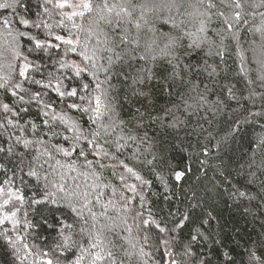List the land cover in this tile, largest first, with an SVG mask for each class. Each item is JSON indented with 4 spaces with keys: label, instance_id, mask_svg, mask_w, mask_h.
Masks as SVG:
<instances>
[{
    "label": "snow or ice",
    "instance_id": "6c2138e0",
    "mask_svg": "<svg viewBox=\"0 0 264 264\" xmlns=\"http://www.w3.org/2000/svg\"><path fill=\"white\" fill-rule=\"evenodd\" d=\"M186 3L37 0L29 14L27 0H0V250L8 264H211L199 245L221 243L217 217L194 191L186 206L157 216L153 181L133 163L160 180L171 202L148 129L187 132L195 118L191 135L205 141L198 163L220 160L214 188L237 206L255 199L232 184L222 154L246 126L264 130V0ZM246 33L259 43L246 48ZM204 48L221 63L238 59L247 95L227 85L222 98L195 80L201 70L217 75L207 61L202 69L184 63ZM162 67L171 71L161 79ZM157 86L175 97L170 106L155 107ZM129 96L141 102L126 121L118 108ZM255 147L262 158L253 153L240 168L264 191V131ZM190 172L171 175L179 184ZM249 261L264 264V241Z\"/></svg>",
    "mask_w": 264,
    "mask_h": 264
},
{
    "label": "trees",
    "instance_id": "16d2710c",
    "mask_svg": "<svg viewBox=\"0 0 264 264\" xmlns=\"http://www.w3.org/2000/svg\"><path fill=\"white\" fill-rule=\"evenodd\" d=\"M29 4V14L36 11L37 0H27ZM219 4L220 0H216ZM188 4L195 5L196 0H187ZM221 7H223L221 5ZM194 8L189 7L188 11H194ZM218 25L213 24V27ZM244 46L247 48L249 42L255 40L259 43V36H253L251 33L243 34ZM229 48L232 47V41H226ZM215 51V49H213ZM207 48L197 50L192 53L191 56L184 61V63H191L192 65H198L203 68L204 61L208 64L216 67L217 75L215 77H209L206 72L200 71L194 75L197 82H202L208 85V87L222 98L225 94L224 88L227 85H234L235 90L238 92H246V85L244 79L239 75L238 59L233 55L226 57V63H221L218 57L207 56ZM247 55L251 57V52ZM251 67L256 68V64L252 63ZM171 69L162 67L158 69V76L162 79L167 76ZM192 75V74H189ZM255 73H253V77ZM114 83H116L114 81ZM117 91H122L123 86L116 84ZM176 90L183 93L185 87L177 82ZM212 98H215L213 96ZM175 97H169L160 91L159 87H156L154 93V104L157 109L170 106ZM140 100L136 97L129 96L120 102L118 111L124 120H131L135 114V108L140 105ZM223 119V118H218ZM203 123V121H201ZM225 121V126H226ZM264 123V121H261ZM217 125H214L216 127ZM198 127L193 122L189 125L187 132L181 130L179 132L172 130H162L156 128L148 129L150 136H155V152L158 156L162 157V160L158 161L157 170L165 176L168 181V186L172 192L175 193L171 202L166 201L164 196V186L154 175L149 173V170L141 164L133 163L146 178L153 181L152 192L156 195L150 194L152 201L153 211L157 216H166L169 209L174 210L175 206L184 207L187 201L191 199V193L194 191L197 193V197L201 199L204 207L213 212V215L217 217L219 224L213 222L212 231L218 232L220 236V244H212L211 242H201L199 247L204 251L208 258L211 260V264H225L224 253L227 252L232 259V264H250L249 250L257 249L261 241H264V191H261L259 182L249 183L247 177V169L241 171L240 165H246L250 156L256 153L255 159L259 161L262 156L256 149L255 144L258 140L262 130L256 124H252L245 127L241 137H238L229 148L222 154V159L229 165V171L232 175L229 177L233 185L240 187L241 190L248 191L255 197L252 201H244L243 207L237 206L233 203V200L228 197L226 193H222L219 189L214 188V184L220 183V177L216 171V166L219 165L220 160L214 156L209 159L206 168H201L198 163L199 159L204 157L199 155L200 146L205 143L201 138L199 144L196 137L191 135V129ZM205 127L207 125L205 124ZM143 134L142 132L140 133ZM191 166V172L177 184L171 175V172L175 170H184ZM107 176L108 173H105ZM227 187V185H224ZM250 209L248 213L243 211V208ZM200 210L197 209V212ZM183 239L187 240L188 232L185 230L182 234ZM37 244L40 241L36 240ZM42 247L44 245H41ZM258 254H261L258 252ZM10 257L0 250V264H8Z\"/></svg>",
    "mask_w": 264,
    "mask_h": 264
}]
</instances>
